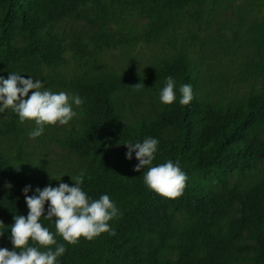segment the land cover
Instances as JSON below:
<instances>
[{"label":"trees","instance_id":"16d2710c","mask_svg":"<svg viewBox=\"0 0 264 264\" xmlns=\"http://www.w3.org/2000/svg\"><path fill=\"white\" fill-rule=\"evenodd\" d=\"M207 1L206 22L212 23V10L232 0H0V76L18 73L42 81L47 90L83 99L79 107L89 118L83 123L87 134L78 142L56 141L88 154L82 189L92 199L108 195L120 213L109 221L115 235L102 233L91 241L81 237L76 245L56 235L66 248L58 264H264V177L255 176L264 162V13L246 23L238 16L227 34L224 27L217 29L208 41L185 26L186 39L177 48L175 38H180L187 14L196 20ZM69 18L85 23L87 30L48 31ZM124 19L145 23L121 24ZM163 36L173 46L171 58L146 69L103 71L110 53L132 52ZM16 37L25 43L16 46ZM186 41L204 45L200 55L213 56V70L207 63L196 73L194 50ZM169 76L176 82L177 99L171 105L160 101L153 117L126 129L114 98L121 95L133 105L159 97ZM198 77L205 83L216 79L224 86H241L245 97L233 106H215L208 98L203 103ZM138 83L145 87H132ZM182 84H191L193 90L186 106L179 103ZM8 110L7 118L5 111L0 113L2 142L29 131L26 121L20 123L18 114ZM170 127L175 133L168 141L157 139L153 166L169 159L180 162L187 181L176 199L144 184L147 167L135 172V152L128 160L124 146L157 137ZM20 152H15L16 161L22 160ZM82 170L61 178L29 176L0 148L1 248L12 250L13 216L28 215L22 191L26 186H31L29 196L49 184L73 186L71 177ZM41 223L55 233L54 220L42 218Z\"/></svg>","mask_w":264,"mask_h":264},{"label":"clouds","instance_id":"9594fccd","mask_svg":"<svg viewBox=\"0 0 264 264\" xmlns=\"http://www.w3.org/2000/svg\"><path fill=\"white\" fill-rule=\"evenodd\" d=\"M132 87L139 91L145 86L138 83ZM175 87L174 79L167 77L160 92L163 104L171 105L177 99ZM179 93L182 106L189 105L194 98L191 84H182ZM83 103L79 95L52 92L44 88L42 81H34L31 77L24 78L13 72L7 79L0 76V113L11 109L18 114L20 123L34 121L36 127L29 134L32 138L42 135L45 126L57 123L67 125L77 115L73 104L79 107ZM158 144L159 141L152 137L144 139L142 143L125 142L124 146L128 149L126 158L131 160L135 152L138 163L133 170L141 172L147 167L143 175L144 184L162 197L176 199L183 195L187 175L181 170L178 160L173 162L169 159L153 166ZM84 175L82 170L71 177L73 186L63 182L58 187L49 184L43 189L37 187L31 196L28 195L30 185L22 190L28 215L13 216L14 223L10 227L13 247L12 250L0 248V264H58V258L65 254L66 248L64 243L57 242L56 235L61 236L68 245H76L81 237L91 241L102 233L115 235L109 221L119 216V209L106 194L99 199L89 197L81 187ZM42 218L54 220L55 233L42 225ZM0 225H4L3 221H0ZM3 234L0 232V236ZM30 240L34 245H29Z\"/></svg>","mask_w":264,"mask_h":264},{"label":"rangeland","instance_id":"374dc122","mask_svg":"<svg viewBox=\"0 0 264 264\" xmlns=\"http://www.w3.org/2000/svg\"><path fill=\"white\" fill-rule=\"evenodd\" d=\"M209 1L203 5L201 14L193 20L191 13L187 14V20L178 31L180 38H175V46L181 48L182 40L186 38L185 26L192 30L193 33L203 37L205 40H211V36L216 34L217 29L226 30V34L230 27H232L238 19V16L244 18L245 23L252 20L254 17H258L264 13V0H232L225 5H217L212 10V23L206 22V13L208 11ZM195 11V9H193ZM121 23V22H120ZM145 23L143 19H124L121 24L141 26ZM217 24H220L219 26ZM87 30V25L81 21L74 20L72 18L64 19L51 28L49 32L56 34H68L74 32H84ZM175 35L176 33L173 32ZM44 34H42L43 36ZM223 35V33H222ZM13 43L20 47L25 43V39L22 37L14 38ZM185 46L193 48L194 52L191 55L193 58V64L196 66V73H202L204 67L207 64L208 67L213 70L216 63L213 60V56L204 54L200 55L204 49V45L200 47L197 42L186 41ZM173 46L167 36L159 38L157 42L151 45H140L136 47L132 52L124 51L121 53L113 52L107 56L103 64V71H115L122 72L127 70H140L155 66L163 59H169L174 54L172 50ZM198 98L201 102L205 103L207 98L215 106L224 105H237L244 97L245 92L241 86H224L223 83L211 81L205 83L201 77H198ZM215 83L221 85L218 87ZM225 87V88H224ZM115 107L118 110L122 125L130 130L136 127L141 121L147 120L155 115L158 111V105L160 103L159 97L143 98L141 103L129 105L121 95L114 98ZM148 104H151L149 107ZM73 110L77 115L69 121L67 125H60L57 123L54 126H45L42 135L32 138L30 133L35 129L36 125L34 121H26L29 131L23 136L17 138H10L0 143H3L1 150L5 152L9 157L14 158V164L20 166L25 170L29 176H47L51 178H61L67 174H76L82 170L88 159L86 152L78 149L63 146L56 140L65 141H80L84 134H87V129L84 124L89 123V118L84 113L83 109L73 104ZM9 110H5V118H7ZM264 128V127H263ZM175 133L173 127L162 130L161 134L157 137H152L162 141H168L170 137ZM264 141V135L262 136ZM16 150H20L22 155L21 161H16ZM256 177H264V162L259 165L258 171L255 173ZM234 178V175L233 177ZM231 178V179H232ZM3 212L0 209V221H2ZM2 225H0V228ZM54 248V246H52ZM1 248V245H0ZM43 250V249H41ZM168 257L174 258V255L169 254Z\"/></svg>","mask_w":264,"mask_h":264}]
</instances>
